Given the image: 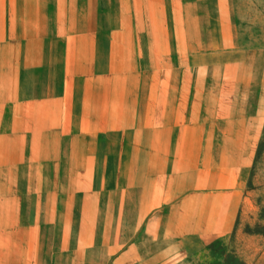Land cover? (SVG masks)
<instances>
[{"label": "crops", "instance_id": "0c3cea01", "mask_svg": "<svg viewBox=\"0 0 264 264\" xmlns=\"http://www.w3.org/2000/svg\"><path fill=\"white\" fill-rule=\"evenodd\" d=\"M228 0H0V264H177L235 226L264 122Z\"/></svg>", "mask_w": 264, "mask_h": 264}, {"label": "rangeland", "instance_id": "374dc122", "mask_svg": "<svg viewBox=\"0 0 264 264\" xmlns=\"http://www.w3.org/2000/svg\"><path fill=\"white\" fill-rule=\"evenodd\" d=\"M235 42L248 50L253 89L264 70V0H228ZM232 233L177 264H264V122Z\"/></svg>", "mask_w": 264, "mask_h": 264}]
</instances>
